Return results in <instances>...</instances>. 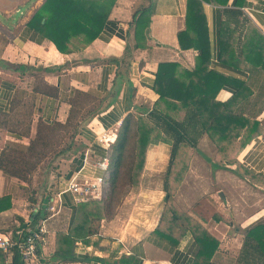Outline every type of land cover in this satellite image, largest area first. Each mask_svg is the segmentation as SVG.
Instances as JSON below:
<instances>
[{"label":"crops","instance_id":"0c3cea01","mask_svg":"<svg viewBox=\"0 0 264 264\" xmlns=\"http://www.w3.org/2000/svg\"><path fill=\"white\" fill-rule=\"evenodd\" d=\"M238 1L204 0L202 4L211 50V68L215 67L234 79L247 81L249 72L245 69L247 66L254 65V61H256L254 53L258 55L261 45V50L264 52V44L258 39L253 40L254 35L259 37L258 31L264 35V0ZM193 3V0H116L111 8L109 20L98 38L89 44L73 39L72 51L69 53H60L48 39L44 38L39 41L34 37V31L27 26V22L36 8L32 11H30L31 9L27 10L28 15L22 20V24L19 23V33L12 36L8 41H5V36L2 33V26L5 27V24L0 19L2 25H0V122L3 121V117L7 119L13 111L15 100L20 95L19 89L23 86L22 80L28 75L30 82L32 72L36 73L35 69L38 68L43 70L44 84L58 87L59 92L57 96L43 92L40 94L36 91L31 94V99L36 98V100L32 99V107L36 109L33 110V114H36L37 120L64 122L72 108L70 100H74L73 93L83 92L85 94L90 93L93 98L95 96L98 103L94 104L93 107L99 104V98L107 97L101 105L108 104V107L102 109L101 113L93 117L86 126H83L82 132L79 134L80 141L87 144L85 146L87 149L71 158L68 164H65V167L69 166V168L60 176L58 191L47 204L44 215L39 216V221L45 220L48 231L45 234L44 242L38 245L37 261L29 264H107L100 258L113 262L125 252L137 254L142 259V264L190 263L196 251V245L192 242L193 237L191 235L183 238L179 246L175 248L158 243L154 237L149 238L148 234L141 238L135 236L137 240L131 247H128L129 240L125 242L124 239H130V237L119 235L116 230L120 226L119 222V226L116 227V221L113 218L106 221L101 219L99 229L93 231L89 236L90 242L85 243V248L81 246L84 242H78L76 253L77 257L81 259L63 263L64 260L54 258L53 255L56 248L57 233L69 231L74 209L77 207L74 196L69 192H63V190L73 179L81 182L83 180H97L96 177H103L105 172L99 167L100 161L94 162L91 156L97 147L101 149H103L102 146L105 147L96 140L99 132L94 127L98 128L99 125L97 124H100L102 130L110 135V130L118 131L125 114L135 110L137 106L152 108L158 99V94L153 90V84L160 62H178L187 68H194L197 50L193 47L183 49L179 42L181 31L196 28ZM26 4L27 2L23 7H26ZM235 10L240 11L241 14L237 15L234 13ZM16 12L9 17V22L7 21V27L11 31L17 27L16 21H19H13ZM5 13L0 9V18L7 16ZM148 14L150 23L147 27L145 19ZM224 29L230 33V37L228 35L229 39L225 43L232 46L237 54L236 61L239 63V65L234 64L229 68L223 67L219 59L221 35ZM188 40L190 39L188 38ZM248 52L250 53V60L246 59ZM4 54L8 56H4ZM115 60H119V62L116 63ZM66 62L71 63L62 71L53 70ZM117 79L118 83H116ZM119 79H122L121 83ZM257 93L259 91L248 85L247 82L241 86L226 83L219 91L217 99L224 102L227 108L235 109L245 98ZM258 119L261 121L260 133L254 136L244 147L240 146L234 155L246 169L259 176H264V107ZM117 131L114 139L111 136V143L115 141ZM206 138L210 139L205 133L199 139L198 148L206 156L214 157L217 153V146L211 139H207L212 146L204 147L202 140L206 141L204 140ZM161 145L162 143H157L149 147L145 173H152V171L158 173L160 164L149 166V159L155 158L152 160L155 163L158 161L157 159H160V156H155L154 153L150 154V151L157 150ZM157 153L158 151L155 152V154ZM193 156V160L199 159L201 161L203 166L201 174L204 175V180L207 183L216 182L225 185V188L230 192L238 191L242 183L248 188L255 186L253 192L255 191L257 198L260 197V193L264 192L261 191V189L264 190V177H255L256 184L254 185L249 181L246 182L245 179L230 170H214L211 164L198 153ZM1 167L0 165V196H3L11 191L9 188H5V180L8 177ZM189 172L197 171L195 167H191ZM238 182L240 183L233 186V183ZM219 194L227 206L229 202L225 198V193L219 191ZM32 205L34 207L25 208V210L30 209L28 215L13 205L11 209L0 212V234L7 235L6 232L8 231L5 230V227L10 223L17 226L21 225V221L16 216H21L28 224L32 212H35L34 210L37 212L40 207V205L36 207L34 203ZM41 206L43 207V205ZM52 206L60 213H65V217L57 215L58 220H52L56 216H46ZM217 211L223 220L211 222L198 217L196 214L192 215L203 221L210 232L220 240L214 261L219 264H234L233 254L229 249L235 245L238 254L244 237L243 228L257 220H264V203L259 204L240 220L233 218L234 221L238 220V226L233 224V234L229 232L232 226L226 225V218L223 216L224 211ZM222 229L224 230L221 231ZM113 238L120 239L118 243H120L121 249L112 251L109 243L111 244L110 240Z\"/></svg>","mask_w":264,"mask_h":264},{"label":"trees","instance_id":"16d2710c","mask_svg":"<svg viewBox=\"0 0 264 264\" xmlns=\"http://www.w3.org/2000/svg\"><path fill=\"white\" fill-rule=\"evenodd\" d=\"M115 1L44 0L33 12L27 26L33 29L34 37L39 41L44 38L48 39L60 53H69L72 51L73 39L89 44L98 38L109 20L111 8ZM203 1L193 0L196 28L179 33V42L183 49L193 47L197 50L194 68H187L178 62L163 61L159 63L153 84V90L158 94V99L152 108L137 106L135 110L125 114L117 131L116 139L110 144L109 165L103 175L102 187L103 194L105 193L104 198L112 195L110 193L121 186V175L126 165L128 185L138 186L145 171L149 147L161 142L169 144L170 155L163 176L164 205L159 221L151 230L150 236L154 237L158 243L175 248L179 246L183 238L191 235L193 237L191 240L196 245V251L189 264H219L214 261V257L219 249L220 240L210 232L203 221L176 203L175 192L181 184L191 157L195 153L201 154L214 170H230L250 183L256 184L254 178L261 175L246 169L234 153L238 151L240 146L247 145L262 129L258 117L264 107V52L261 50V45L258 55L254 53L256 59L254 65L251 67L246 65L245 70L249 72L247 81L234 79L215 67L211 68V50L208 43ZM237 2L239 1L237 0ZM234 13L241 14L237 10ZM146 17L145 25L148 27L150 23L149 14ZM254 30L257 31V29ZM228 35L230 37L228 30H222L219 53L220 63L226 68L234 64L239 65L236 61V52L232 46L225 43L229 39ZM258 35L259 37L254 35L253 40L258 39L264 44V35L259 31ZM246 59H251L249 52ZM115 62L118 63L119 60H115ZM70 63L66 62L58 68L52 69L62 71ZM121 81L122 79H119L120 83ZM246 82L255 87L259 93L248 96L235 109L227 108L224 102L217 99L219 91L226 83L241 86ZM116 83H118V79ZM258 86L259 88H257ZM42 91L53 96H57L59 92L58 87L48 84ZM106 98H99V104L90 108L81 117L80 123L75 124L74 135L81 134L82 127L101 113L102 109L108 107V104L101 105ZM70 101L74 107L75 101ZM74 111L71 108L64 122H71V118H74L75 115ZM43 121L42 119L38 120V122ZM205 133L217 146V153L214 157L206 156L198 148L199 139ZM82 144L87 145L83 142ZM49 145H51V141H48L45 147L49 149ZM21 149L18 148L16 151L13 149V151L20 153L19 155H23V157L33 152V160L43 153L35 152L34 149L30 148L25 155ZM129 149H131L128 154L129 160L126 161ZM66 150L64 151L62 148V150L56 151L55 156L53 155L44 166L40 167L43 178L39 182V186H43V182L46 181L45 178L58 169L61 159L73 158V153L65 155ZM75 151H78V148ZM39 161V158L37 163L29 161V165L20 170L19 167L10 166L11 168H9L5 166L3 158L0 157V165L6 175L11 174L21 179H27L26 175L32 172V167H35ZM34 172L35 170L32 173ZM51 198L52 195L44 192L43 200L40 203V207H42L41 205L43 207H39L37 212H32V221L30 220L27 224L21 216H16L21 221V225L17 226L10 223L5 227V230L8 231L6 234L16 241L26 238L30 234L29 231L40 222L39 216L44 215ZM12 199L11 193L0 196V212L12 208ZM106 202L98 198H91L77 203L69 231L57 233L54 258L69 261L81 259L77 257L76 253L78 242L88 243L90 241L88 237L93 232L91 221L92 219L101 220L106 216ZM214 217L217 221L223 220L220 214H216ZM243 231V242L235 260L236 264H264V220L250 223L243 228ZM11 251L14 262L23 264L24 260L18 248L15 246ZM7 257V252L0 248V262L5 261ZM100 260L107 264H142V259L137 254L127 252L122 253L113 262L104 258H100Z\"/></svg>","mask_w":264,"mask_h":264},{"label":"rangeland","instance_id":"374dc122","mask_svg":"<svg viewBox=\"0 0 264 264\" xmlns=\"http://www.w3.org/2000/svg\"><path fill=\"white\" fill-rule=\"evenodd\" d=\"M15 1L0 0V9L2 10V12H9L5 13L7 16H3L4 18H0L1 22L5 24V27L0 24L2 26V33L5 36V41L10 40L12 36H15V34L19 33V25L23 23L22 20H24L25 16L28 15L27 10L31 9L30 11H32L34 8H37L44 0H17L18 2ZM25 2H27L26 7H23ZM15 12L17 14L13 16V21H19H16L17 27L13 29L11 28V31L7 27V21L9 20V17ZM4 56L8 55L4 54ZM35 70L37 72H32V79L30 82L28 75L24 80H22L23 86L19 89L20 95L15 100L13 111L10 113V116H8L7 119L3 117V121L0 122V140H2L0 141V157L3 158L5 162V164H3L5 166L9 168H11L10 166H12L13 168L19 167L20 170H23L29 165V161L31 163L34 161L37 163L38 158L40 159L39 163L36 164L35 167H32V172L34 170L35 172H31L32 175L31 173L26 175L27 179L17 178V176L15 177L11 174L6 175V173L4 172V174L8 177V179L5 180V188H9V191H11L10 193L14 196V199H12V202L14 201L13 206L16 209L24 212L26 215L29 214L30 209L25 210V208H29V206L34 207L32 205L33 203L36 205V207L40 205L43 200L42 198L44 192L52 196L57 193L59 177L61 176V174H63V172H66L68 170L69 166L65 167V164H68L70 159H61V163L59 164L58 169L49 174L47 178H45L44 176L46 181L43 182V186L38 185L43 178L40 173V167L44 166V164L48 160H50L53 155L55 156V152L58 150H62V148L64 151L67 149V153H65V155L73 153V157L80 154L81 152H84L87 149L85 145L82 144V141H80L79 135H74V130L76 128L75 124H79V120L81 119V117L86 114L87 111L94 106V104L98 103L96 97L94 96L93 98L90 93H73L75 105L74 107H72V109L75 110V115L74 118H71V122H38V118H36L35 116L36 114H32L34 113L33 110H36L35 107H32V99L36 100V98L33 97L31 99V94L35 93L34 91H36V93L42 94V89H44L45 87V81L42 77L44 76L42 73V68H38ZM95 124H97V122ZM97 125H99L98 128L94 127L99 132L96 140L105 145V147L102 146V148L105 149L103 150L98 147L95 149V153L91 154L92 160L94 162L103 160L104 155L109 157L111 136L114 139V135L117 131L115 129L110 130V135L106 137L107 142L100 141V139L104 140L107 132H104V130H102L100 124ZM207 139L209 138L204 139L206 141L202 140V145L204 147H211L212 144L209 143ZM48 141H51L49 149L45 147ZM161 143L162 145L160 146V148L150 151V154L154 153L155 156H160V159H157L158 161L156 163L152 162V160H155V158H152V160L149 159V166H155L158 163L160 164L158 173H155L153 171L152 173L144 172L141 177L140 184L136 187H132L127 183L126 163L125 170H123V174L121 175V186H119L116 191L110 193L112 195H109L106 198L103 197L105 193H102L97 197L99 200L107 201V206L105 205L106 216L103 218V220L106 221L113 218L116 221V227L120 225L119 228H116V230L117 232H119V235L121 237H123L124 235L130 237V239H124L125 242L129 240L127 243L128 247H131V245L137 240L135 239V236H140L139 238H141L143 237V235L148 234L149 238L152 239L153 237L150 236L151 231L149 232V230L157 225L160 214L162 213L164 205L163 197L165 194V192L163 191V176L168 164L170 145H165L163 144V142ZM18 148H22L23 150L21 149V151H23V154L25 155L28 153V150L30 148L34 149L35 152L43 153L38 158L33 160V152H30L28 156H24V158L23 155H19L20 153L13 151V149H15L16 151L18 150ZM77 148L78 151H75V149ZM130 151L131 149L127 151L126 161L129 160L128 154ZM156 151H158L157 154H155ZM19 157L23 160H21ZM193 157H191L188 168L182 178L181 184L178 186V189L175 192L176 203L181 205L187 212L196 214L198 217L207 219L211 222L216 221L214 216L216 214L219 215L217 210H223V216H225L226 218V225L232 226L229 229V232L230 234H233V224L238 226V220L252 212L255 207L259 206V204L264 203V192L260 193L259 198L262 199V202H260L261 199L256 197L255 191L253 192V187L255 186L248 188L245 184L242 183V186L238 189V191L230 192L225 188V185H221L216 182V184L207 183L204 180V175L201 174V172L203 171L201 161L199 159L193 160ZM40 163L42 164L39 165ZM191 167H195V170L197 172H189ZM22 174H24V172H22ZM11 177H13V179H11ZM94 181L96 180H90V182ZM245 181L248 182L246 179ZM239 183L240 182L233 183V186H236ZM219 191L225 193V198L229 202L227 206L224 204L223 200H221ZM261 191L264 190L261 189ZM32 200H34L35 202ZM51 215H53V217L56 216L54 217L55 219L53 218L52 220H58V216L65 217V213H60V211L58 210H55V212H53V210L50 208V212H47L46 216ZM233 218H237L238 220L234 221ZM100 221V219H92L91 223L93 231L99 229ZM223 230L224 229H222L221 231ZM110 241L111 244L109 243V245L112 248V251L122 248L121 245H119L120 243H118L120 242V239L113 238ZM81 246L85 248V242L82 243ZM229 250L232 251V259L235 262L237 254L236 246L234 245ZM65 261L69 260H64L62 262L67 263Z\"/></svg>","mask_w":264,"mask_h":264},{"label":"built area","instance_id":"2783aa9c","mask_svg":"<svg viewBox=\"0 0 264 264\" xmlns=\"http://www.w3.org/2000/svg\"><path fill=\"white\" fill-rule=\"evenodd\" d=\"M106 135L104 140L100 139V141L107 142ZM111 141V140H110ZM112 142V141H111ZM109 158L108 156H104L103 160L99 162V167L102 170L108 168ZM97 180L94 182H90V180H83L82 182L79 180H71L68 185L65 187L63 192H69L74 196V200L76 203L87 201L91 198H97L100 194L103 193V187L101 186L103 183V177H96ZM52 210L55 207H51ZM48 228L45 220L40 221L35 225L34 229H31L30 234L27 235L26 238L22 240H14L10 235L0 234V248L7 252L8 257L5 261L0 262V264H16L12 258V248L15 246L18 248L21 253L24 264H29L30 262L37 261V252H38V243L44 242L45 234L47 233Z\"/></svg>","mask_w":264,"mask_h":264}]
</instances>
